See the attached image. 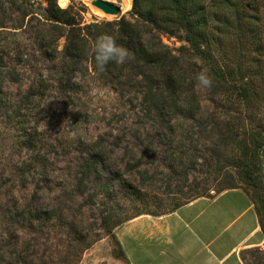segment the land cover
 I'll list each match as a JSON object with an SVG mask.
<instances>
[{"label": "rangeland", "instance_id": "rangeland-1", "mask_svg": "<svg viewBox=\"0 0 264 264\" xmlns=\"http://www.w3.org/2000/svg\"><path fill=\"white\" fill-rule=\"evenodd\" d=\"M104 1L119 13L105 14L90 0L57 5L79 13L81 25L129 18L132 0L129 9L126 0ZM15 2L29 3V14L17 13L10 2L0 0V57L4 69L13 66L18 73L0 91V264H129L118 240L119 226L139 213L163 215L180 204L231 190H220L223 183L263 200V211L264 145L259 149L255 142L264 140L258 134L264 130V0H213L216 15L210 26L216 42L211 66L187 56L198 72L212 78V85H217L212 67L222 72L231 67L250 81L255 94L248 109L240 106L243 117L231 113L228 118L238 134L227 135L224 142L214 122L218 117L212 116V86H196L202 111L195 120L159 117L142 101L134 80L113 83L88 63L87 72L77 75L67 91L59 92L53 83L44 96L25 99L34 73L47 77L51 64L38 53L32 66L16 64L13 38L28 43L47 24V3ZM227 16L230 26L222 23ZM160 38L176 55L187 47L177 37ZM64 43L61 37L58 50ZM132 73L123 80L139 78ZM227 94L232 103L237 100L232 92ZM246 151L255 156L246 159ZM92 153L98 155L97 171L81 180ZM225 206L233 207L227 220L240 214L237 220L242 221L249 211L243 194L235 191L201 203L198 212L209 215ZM118 218L122 222L113 226ZM263 251L264 239L263 246L243 251L245 264H264Z\"/></svg>", "mask_w": 264, "mask_h": 264}, {"label": "trees", "instance_id": "trees-1", "mask_svg": "<svg viewBox=\"0 0 264 264\" xmlns=\"http://www.w3.org/2000/svg\"><path fill=\"white\" fill-rule=\"evenodd\" d=\"M7 1L15 12L29 14V3L21 2L18 5L15 0ZM45 1L47 4L44 19L47 24L42 23V27L36 30L35 36L27 38L28 43H21L19 39L13 38L12 51L16 64L32 66L30 63L34 61L35 53L51 64V67L47 69L49 72L47 77L32 69L36 76L27 88L25 99L28 100L34 95L44 96L54 86L53 83L59 92L67 91L70 85H74L73 79L77 75L84 76L88 70L85 63H88L94 73L110 78L113 83L123 84L134 80V84L143 93L142 101L147 103L149 108L154 109L161 118L169 116V119L177 117L183 120H195L201 113L202 108L196 91V86L199 85L197 76L200 72L196 70L197 64L187 56L189 54L197 56L211 66L212 46L216 42L213 33L215 28L210 26V20L214 18L213 14L216 15L211 9L213 0H132L129 18L121 17L119 20L91 22L83 25H81L82 17L79 13L76 17L69 8H60L56 0ZM230 19L228 16L224 17L222 23L230 26L228 22ZM104 34L113 36L117 44L129 50L132 58L123 65L114 61L109 62L105 69L100 71L95 62L94 48L98 38ZM160 34L177 37L185 41L187 47H180V54L176 55L162 43ZM61 37H64L65 43L62 50H58L57 41ZM2 59L0 57V91H2L3 82L18 79V73L13 66L4 69ZM57 59H60L58 66L53 64ZM212 69L211 73H214L217 81V85H212L211 93L214 97L212 116L218 117L214 122L221 135L220 141L224 142L223 139L227 135L238 134L233 133L234 130L228 123L230 114H236L234 118L237 119L243 117L244 114H241L239 107L248 109L255 93L251 89L249 79L243 73L239 74V71H234L231 67H226L225 72L215 67ZM130 72H133L134 77L139 78L131 77L127 81L123 80L131 75ZM229 91L237 97V100L234 98L233 103L231 96L227 94ZM199 126L205 129L202 123ZM246 126L245 123L244 127ZM240 128V125L236 126L237 131ZM242 132L244 135L247 133L245 129ZM258 134H262L264 139V130ZM263 141L260 139V142H255L257 146L260 145L259 149L264 145ZM91 156L93 158L85 164L81 180L97 171L98 155L92 153ZM254 156L255 154L247 151L244 155L246 159ZM179 160L181 161V158ZM245 168L248 169L246 166ZM219 187L220 190L236 188L233 183H223ZM247 195L254 206L264 235L262 220L264 215H261L264 209L262 211L260 208L263 200L254 198L250 193ZM180 206L181 204L178 205ZM141 214L149 213L138 215ZM150 215L158 216L159 214L150 213ZM121 222L122 220L118 218L113 226ZM242 259L244 261L243 255Z\"/></svg>", "mask_w": 264, "mask_h": 264}, {"label": "crops", "instance_id": "crops-1", "mask_svg": "<svg viewBox=\"0 0 264 264\" xmlns=\"http://www.w3.org/2000/svg\"><path fill=\"white\" fill-rule=\"evenodd\" d=\"M240 191L249 210L227 218L232 206L199 215L201 203L217 201ZM258 217L249 197L239 189L226 190L212 199L197 198L163 215L141 214L118 228V240L129 264H244L243 251L263 246Z\"/></svg>", "mask_w": 264, "mask_h": 264}, {"label": "clouds", "instance_id": "clouds-1", "mask_svg": "<svg viewBox=\"0 0 264 264\" xmlns=\"http://www.w3.org/2000/svg\"><path fill=\"white\" fill-rule=\"evenodd\" d=\"M95 62L100 71L105 69V66L114 61L119 65L125 64L132 56L128 49L117 44L115 38L111 35L104 34L98 38L94 48ZM200 86L211 87L212 78L206 73H200L197 76Z\"/></svg>", "mask_w": 264, "mask_h": 264}, {"label": "water", "instance_id": "water-1", "mask_svg": "<svg viewBox=\"0 0 264 264\" xmlns=\"http://www.w3.org/2000/svg\"><path fill=\"white\" fill-rule=\"evenodd\" d=\"M92 5L99 8L103 13L116 15L119 13V8L115 7L113 4L104 0H93Z\"/></svg>", "mask_w": 264, "mask_h": 264}, {"label": "bare ground", "instance_id": "bare-ground-1", "mask_svg": "<svg viewBox=\"0 0 264 264\" xmlns=\"http://www.w3.org/2000/svg\"><path fill=\"white\" fill-rule=\"evenodd\" d=\"M91 2L93 0H90ZM57 3L61 6V7H65L68 4V0H57ZM131 6V0H126V8L129 9ZM99 13V12H98Z\"/></svg>", "mask_w": 264, "mask_h": 264}]
</instances>
